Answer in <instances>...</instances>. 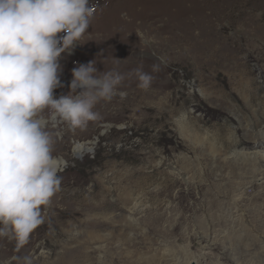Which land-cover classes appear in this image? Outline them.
Masks as SVG:
<instances>
[{"label":"rangeland","instance_id":"obj_1","mask_svg":"<svg viewBox=\"0 0 264 264\" xmlns=\"http://www.w3.org/2000/svg\"><path fill=\"white\" fill-rule=\"evenodd\" d=\"M91 3L54 95L90 61L127 95L60 127V190L23 243L1 237L0 264H264V0Z\"/></svg>","mask_w":264,"mask_h":264},{"label":"clouds","instance_id":"obj_2","mask_svg":"<svg viewBox=\"0 0 264 264\" xmlns=\"http://www.w3.org/2000/svg\"><path fill=\"white\" fill-rule=\"evenodd\" d=\"M95 13L91 0H0V237L23 243L42 223L41 209L61 187L53 155L60 127L86 129L100 102L127 95L119 91L125 76L98 71L95 61L74 67L69 93L54 95L64 87L60 59ZM135 75L138 87H150V74Z\"/></svg>","mask_w":264,"mask_h":264},{"label":"bare ground","instance_id":"obj_3","mask_svg":"<svg viewBox=\"0 0 264 264\" xmlns=\"http://www.w3.org/2000/svg\"><path fill=\"white\" fill-rule=\"evenodd\" d=\"M143 21V20H142ZM157 29V28H156ZM158 30H160V29H158ZM115 32V31H114ZM101 33V32H100ZM104 34V33H103ZM108 37V36H107ZM111 37H113V36H111ZM129 37V36H128ZM110 40V39H109ZM104 42V41H103ZM109 52H107L109 55L108 56H111L112 55V52H110V51H112V49L110 48V46H109ZM106 68H109V69H113V66H114V62L112 61V60H110V59H108V62H107V64H106ZM93 151V149L92 148H90V147H88V146H86V144H83V143H79V144H77L76 145V147H75V149H74V153H75V156L77 157V158H82L85 154H87V153H89V152H92ZM58 163H59V171H61L62 169H63V167H64V165L66 164V162H65V160H63V159H58ZM0 243H1V237H0Z\"/></svg>","mask_w":264,"mask_h":264}]
</instances>
